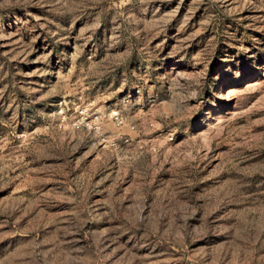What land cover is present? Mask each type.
I'll return each instance as SVG.
<instances>
[{"label": "rangeland", "instance_id": "1", "mask_svg": "<svg viewBox=\"0 0 264 264\" xmlns=\"http://www.w3.org/2000/svg\"><path fill=\"white\" fill-rule=\"evenodd\" d=\"M0 264H264V0H0Z\"/></svg>", "mask_w": 264, "mask_h": 264}, {"label": "bare ground", "instance_id": "2", "mask_svg": "<svg viewBox=\"0 0 264 264\" xmlns=\"http://www.w3.org/2000/svg\"><path fill=\"white\" fill-rule=\"evenodd\" d=\"M231 89V88H230ZM234 90H236V89H234Z\"/></svg>", "mask_w": 264, "mask_h": 264}]
</instances>
